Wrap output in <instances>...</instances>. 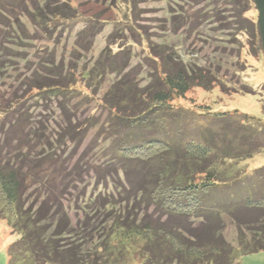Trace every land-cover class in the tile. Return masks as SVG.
I'll list each match as a JSON object with an SVG mask.
<instances>
[{"label": "trees", "instance_id": "1", "mask_svg": "<svg viewBox=\"0 0 264 264\" xmlns=\"http://www.w3.org/2000/svg\"><path fill=\"white\" fill-rule=\"evenodd\" d=\"M234 1L244 24L241 28L250 36L249 50L259 53L264 64V0ZM79 6V0H0V217L18 235L8 247L7 264L82 263L73 245L58 246L50 234L52 228L58 230L56 218L62 220L60 214L55 217L56 211H66L50 186L55 162L63 152L59 155L52 144L53 134H46L34 102L58 100L56 108L68 119L61 133L54 134L59 145L65 139L73 140L71 134L76 128L83 137L88 127L97 126L89 116L81 119V111L75 107L76 96L88 98L91 88L97 94L103 92L101 104L109 118L115 119L111 132L103 138L105 160L117 174L141 175L148 165L155 166L151 201L196 226L186 230L187 234L168 229L153 244L157 248L167 245L169 253H146L141 264H237L239 257L264 250V166L248 170L236 165L220 171L212 162L218 155L246 160L262 153L264 143L258 137L264 138V129H254L249 122L253 118L245 114L239 117L237 112H215L207 104H199L197 109L174 107V100L183 98L192 86L209 88L215 82L206 84L208 78L201 71L195 79L182 65L179 52L170 46L160 51L168 50L166 59L172 62L173 58L175 65H160V52L155 48L147 53L156 75L144 87L139 88L129 78L128 64L117 66L102 60L101 54L93 66L81 68L78 75L87 80L81 90L74 78V65H65V59L55 55L43 59L42 50H34L42 36L48 42L65 39L64 34H74L76 39L88 36L91 22L82 16ZM250 10L252 17L246 15ZM82 17L84 26L75 33L71 27ZM99 32L93 30L91 36ZM85 48L90 49V43ZM108 53L104 50L106 58ZM40 71L48 74L41 75ZM108 75L115 77L110 86ZM71 112H75L72 118ZM180 114H185L189 128L182 127ZM182 163L185 170L176 171L174 166ZM223 191L228 193L224 200L217 199ZM166 204H174L172 208L179 210L174 212ZM228 227L233 229L232 238L226 236ZM145 231H127L124 237L144 238ZM146 239L151 244L154 237L149 234Z\"/></svg>", "mask_w": 264, "mask_h": 264}, {"label": "rangeland", "instance_id": "2", "mask_svg": "<svg viewBox=\"0 0 264 264\" xmlns=\"http://www.w3.org/2000/svg\"><path fill=\"white\" fill-rule=\"evenodd\" d=\"M79 3L82 16L91 22L88 36L83 34L76 39L74 34H64L62 37L65 39L58 42H48L42 36L34 44L35 51L39 48L42 50L43 59H52L55 55L59 59L64 58L65 65H74L78 88L82 90L87 84V80L78 75L83 65L93 66L101 54L102 60L111 61L117 66L128 64L129 78L138 83L139 88L144 87L156 75L155 64L147 58L151 47L159 50L160 53H156L160 57V65H175L173 58L172 62L166 59L170 53L168 50L160 51L174 47L189 74L198 79L201 71L208 78L204 80L206 84L215 82L209 88L192 86L183 98L174 100V107L197 109L199 104H207L215 112H237L239 117L245 114L253 118L249 122L254 129L260 126L264 129V64L259 53L254 54L249 50L250 36L241 28L244 24L239 20L240 12L234 0H79ZM252 14V10L246 13L248 17H252ZM84 17L80 23L72 25V31L76 33L82 29ZM125 25L132 27V31L126 29ZM93 30L100 32L94 37L91 36ZM87 43H90L88 50L84 49ZM104 50L109 52L108 58L103 54ZM40 72L41 75L48 74ZM106 80L110 86L115 77L108 75ZM90 91L92 94L88 98L76 96L75 107L81 111V119L89 116L90 122L97 126L88 127L83 137L76 128L71 134L73 140L65 139L61 145L55 142L54 134L56 131L61 133L68 119L61 114V109L56 108L59 106L58 100L34 102L38 105L40 122L46 134H53L51 143L57 146L59 155L63 152L61 160L55 162L56 170L50 185L52 194L58 195L60 205L66 210L56 211L55 217L60 214L62 220L56 218L58 230H50L51 236L57 239L54 243L58 246L73 245L81 264H141L143 259L146 260V253L168 254L167 245L157 248L153 243L161 240L168 229L187 234L186 230L196 226L185 223L188 220L181 216L161 210L158 204L151 201L149 190L155 179V166L148 165V170L141 175L135 172L130 175L115 173L102 150L103 138L111 132L115 119L109 118V112L101 104L103 92L97 94L94 88ZM74 115L75 112L70 113L71 118ZM179 118L183 122L182 127L189 128L185 114H180ZM67 134L64 136H69ZM258 138L264 143L262 136ZM41 141L44 143V139ZM234 154L238 155L239 152L231 155ZM220 156L212 160L220 171L236 165L248 170L264 166V149L246 160ZM172 158L173 155L169 157L171 161ZM175 167L176 171H181L186 166L182 163ZM30 192L31 189L28 190ZM226 194V191L220 192L217 199L224 200ZM97 206H101V211H94ZM167 206L171 209L175 207L174 204ZM90 207L92 210L88 211ZM160 229L164 231H157ZM232 230L228 227L226 236L232 238ZM127 231H145L146 234L144 238L138 235L126 239L124 235ZM149 234L154 237L151 244L146 239ZM17 238L6 219L0 217V264H7L8 247ZM236 262L264 264V250L239 257Z\"/></svg>", "mask_w": 264, "mask_h": 264}]
</instances>
